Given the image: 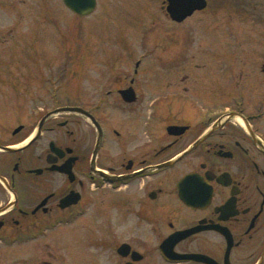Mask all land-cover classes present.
Segmentation results:
<instances>
[{"label":"flooded vegetation","instance_id":"af4514ba","mask_svg":"<svg viewBox=\"0 0 264 264\" xmlns=\"http://www.w3.org/2000/svg\"><path fill=\"white\" fill-rule=\"evenodd\" d=\"M204 1L182 20L171 0L162 9L176 24L195 17L196 36L211 42L167 53L174 65L144 75L138 59L83 100L55 93L52 108L13 85L0 53V264H264V0ZM62 3L82 21L106 9ZM236 39L244 47H226ZM11 85L22 91L13 98ZM67 106L83 111H57ZM119 110L132 122L108 123ZM10 114L26 120L10 127ZM64 226L78 245L44 250ZM17 246L21 260H7Z\"/></svg>","mask_w":264,"mask_h":264},{"label":"rangeland","instance_id":"374dc122","mask_svg":"<svg viewBox=\"0 0 264 264\" xmlns=\"http://www.w3.org/2000/svg\"><path fill=\"white\" fill-rule=\"evenodd\" d=\"M102 2L106 9L99 7L94 14L82 21L74 18L64 7L62 0H7V5L0 7V53H6L1 58L11 64L13 85H28L30 91L27 97L39 95L43 102L38 105L46 109L52 108L56 105L52 100L55 93H60L63 101L65 95L79 96L83 100L84 95L100 94V87L106 82L108 86L111 85V81H115L118 75L124 72L133 74L138 59L142 60L139 69L144 75L147 69H152L148 65H153L155 70H163L167 53H194L200 47V41L203 46L210 41L204 38L199 40L200 36H196L195 17L190 23H172L162 9L163 0ZM44 5L53 6L50 9L55 12L47 11ZM55 13L58 14L59 21L52 18ZM229 42L225 40L226 47H244L243 39H236L232 46ZM40 48L53 52L44 51L47 54L41 56L42 52L38 51ZM98 48L103 51H98ZM89 53L91 60L87 62L86 54ZM148 53L151 54L145 56ZM49 58L51 61H48ZM166 63L174 65L175 62ZM63 69L65 72H62ZM177 79L180 80L181 76ZM13 85L5 88L12 98L22 92ZM3 89L0 86V96ZM35 106L36 103L28 98V113ZM112 112L109 110V115ZM114 114L109 116L108 123L114 125L113 122L117 121L116 127H123L130 120L132 122V115L128 111L119 110ZM148 118L146 113L138 116L136 126H145ZM25 120L23 117L17 120L12 114L6 118L7 122H11L10 127ZM27 121L32 123L29 115ZM76 224H82V221L79 220ZM69 228L61 227V230H65L62 231L65 234L59 232L61 236L54 235L51 238L50 235L44 238V245L52 239L49 248L44 250L51 251L54 244L58 243L69 255L72 252L70 246L78 245L79 239L66 231ZM73 254H82V250ZM22 255L21 247H14L7 260L20 261Z\"/></svg>","mask_w":264,"mask_h":264},{"label":"water","instance_id":"95a60500","mask_svg":"<svg viewBox=\"0 0 264 264\" xmlns=\"http://www.w3.org/2000/svg\"><path fill=\"white\" fill-rule=\"evenodd\" d=\"M95 1L96 0H65V3L67 4V6H69L71 9H73L76 12L82 13V14H86L89 13L90 11H92V9L95 6ZM200 0H171V11H172V16L174 19L177 20H182L183 18H185V16H187L188 14H190L195 8H197V6H204L205 5V1L203 0L202 5H198V2ZM132 95V94H130ZM72 110H79V111H83L80 107H62L61 109L57 110V111H72ZM95 123L97 124V127L100 128V125L98 124V122L94 119ZM42 122L39 125V130L42 126ZM172 127H178V126H172ZM7 150H13L14 148L12 147H7L5 148Z\"/></svg>","mask_w":264,"mask_h":264}]
</instances>
